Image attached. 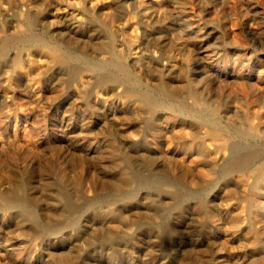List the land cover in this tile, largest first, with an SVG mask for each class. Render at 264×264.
I'll return each instance as SVG.
<instances>
[{
    "label": "rangeland",
    "instance_id": "rangeland-1",
    "mask_svg": "<svg viewBox=\"0 0 264 264\" xmlns=\"http://www.w3.org/2000/svg\"><path fill=\"white\" fill-rule=\"evenodd\" d=\"M157 1L0 0V264H264V0Z\"/></svg>",
    "mask_w": 264,
    "mask_h": 264
},
{
    "label": "bare ground",
    "instance_id": "bare-ground-1",
    "mask_svg": "<svg viewBox=\"0 0 264 264\" xmlns=\"http://www.w3.org/2000/svg\"><path fill=\"white\" fill-rule=\"evenodd\" d=\"M157 3H158V1H157ZM24 39L26 42H30V43L32 42L36 45L45 46L52 53V55L55 57V60L58 63H65L66 61L72 60L74 58L75 59L81 58L76 53L63 49L58 43H56L54 41L47 40V39H45V38H43L37 34H34V33L27 34ZM116 42L117 41H115V43ZM3 49H5V42L0 44V53L3 52ZM210 54H208V55H210ZM205 55H207V54H205ZM190 64L191 63H189V66H190ZM87 65L94 67L95 65H97V63L96 62H88ZM110 66L114 67L116 69L117 73H109V75L107 74L106 77L105 78L103 77V78L106 81L111 82V83L118 82V80H120V78L123 79V81L126 83L125 91L136 95V99H138L143 105H145L149 109L154 110V109L161 107L162 109L169 110V111H177L179 113H186L187 112V110L181 105H173V104H170L169 102L162 101L160 99L155 98L147 90H142V89L138 88L137 87V85L139 84L138 79L132 74V72L128 69V67L124 63H122L120 60L116 59V60L111 61ZM198 72H199V70H198ZM168 79H169V77H168ZM157 88H159V90L161 91V93L163 95H168L170 93V90L167 89L163 84H159ZM112 89H114V88H112ZM150 89H153L154 91L156 90L154 87H151ZM197 91H198V89H197ZM200 97H202V96H200ZM192 99H193V96H192ZM131 102H133V101H131ZM200 105H201V103H200ZM156 114H158V112ZM194 115L195 114L193 113V116ZM200 115H195L194 117H196V116H198V117H196L197 119L195 118L193 120L196 121L198 124L208 125L211 129L212 134H219L220 133L221 129L217 126V122L215 119H208V118H205L204 116L200 117ZM227 129L232 131V133H234V134L243 135V130L241 131V129H239L238 127H227ZM227 148L229 149V156H232V154L234 153L233 146L229 144V145H227ZM198 150H200V149H198ZM200 154H202V153L200 152ZM263 162L256 163V161L253 159V157H250V153L248 155H242L236 159H231V161H229V164L227 165L226 169L221 172V176H228L229 174H231V172H233L235 170H242V171H248L249 176H253V177H256L258 179L260 172H262V169L264 168ZM262 201L263 200H261V202Z\"/></svg>",
    "mask_w": 264,
    "mask_h": 264
}]
</instances>
